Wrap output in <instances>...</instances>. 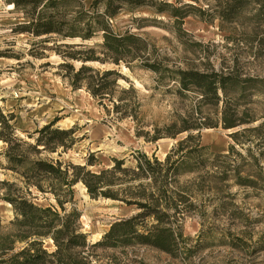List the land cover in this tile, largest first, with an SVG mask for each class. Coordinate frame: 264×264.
<instances>
[{"label": "trees", "instance_id": "trees-1", "mask_svg": "<svg viewBox=\"0 0 264 264\" xmlns=\"http://www.w3.org/2000/svg\"><path fill=\"white\" fill-rule=\"evenodd\" d=\"M4 2L25 19L11 31L46 35L32 43L30 55L54 52L61 60L56 73L73 90L88 92L110 119L132 121L136 137L175 142L163 159L137 150L129 163L115 156L102 163L96 150L74 163L60 158L77 141L74 126L62 128L54 118L22 137L13 112L0 109L1 168L13 176L0 180V199L13 213L10 230L0 234V264H145L133 256L136 247L164 253L167 264H264V214L252 216L227 192L232 185L264 187V0H213L206 8L197 0ZM146 11L163 17L150 21L181 45L179 61L162 53L146 32L113 28L120 13ZM188 16L216 19L228 56L201 53L202 43L184 27ZM131 20L141 22L136 28L146 26L144 17ZM95 36L100 40L86 43ZM73 39L79 41H65ZM35 46L41 51L34 52ZM121 65L132 74L150 72L147 89L199 98L166 122H146L139 90L119 72ZM204 106L210 115L201 116ZM217 127L230 130V142L225 151L208 152L201 130ZM77 184L92 199L115 200L134 212L91 241L74 204ZM39 197L52 202L39 203ZM186 218L199 224L193 236L184 233ZM258 225L262 229L253 233ZM219 247L229 250L216 260L212 252Z\"/></svg>", "mask_w": 264, "mask_h": 264}, {"label": "rangeland", "instance_id": "rangeland-1", "mask_svg": "<svg viewBox=\"0 0 264 264\" xmlns=\"http://www.w3.org/2000/svg\"><path fill=\"white\" fill-rule=\"evenodd\" d=\"M168 1L173 2L174 0ZM183 1L188 2L190 0ZM193 3L206 8L213 3V0H197L196 3ZM6 5L4 0H0V109L4 113L13 112L16 133L19 136L25 137L24 130L31 132L35 127L56 118V125L62 128L74 126V135L77 137L74 145L67 152L61 154L62 160L84 163L87 153L96 150H99L96 156L102 163H109L108 158L111 156L124 157L126 163H129L130 154L137 150L145 152L147 155L154 154L157 158L163 159L165 153L175 142L174 139L162 138L154 143L146 142L143 138L134 135V123L132 121L110 119L88 92L84 89L73 90L56 73V64L61 61L59 56L47 49L43 50L44 56L41 58L29 53L32 43L46 35L34 37L29 33L11 31L12 27L25 21V19L21 13L15 11L13 6L8 9ZM133 16L146 18V21L142 23L146 26L136 28L137 24L141 22L132 21ZM153 18L163 20L162 16H155L147 11L135 12L134 14L122 12L113 19L112 24L113 28L119 31L129 28L131 31L146 32L154 38L162 53H166L179 61L178 56L182 52L181 45L165 29L158 26L159 23L150 21ZM184 27L190 32L192 40L202 43L201 53L204 50L217 58L228 56L223 38L224 33L218 28L216 19L206 23L198 17L188 16L184 20ZM99 40L100 38L95 36L86 43L92 44ZM65 41L78 42L79 39ZM45 44L51 45L52 42L50 40ZM33 50L34 52L41 51L37 46L33 47ZM200 60V57L195 59L196 62ZM213 61L216 62L215 59ZM92 65L98 66L95 63ZM117 68L122 75L132 80L135 88L139 90V97L143 103L141 110L146 122L155 120L166 122L172 118L175 112L181 114L190 109L189 107L196 103L199 98L193 92H187V98L184 100L172 92L163 93L160 90L147 89L152 84L150 72L137 70L132 74L122 65ZM119 83L122 86L127 85V82L122 78L119 79ZM208 113V107L204 106L201 109V116H206ZM229 132L230 130H224L220 127L202 129V143L209 145L208 152L225 151L230 142ZM1 149L2 142L0 141ZM52 155L55 156L56 154ZM2 163L3 159L0 157V180H13L11 172L1 168ZM95 168L92 167V169ZM227 192L234 194L235 202L252 216L259 217L264 214V187L252 190L251 188L232 185L227 188ZM37 201L43 204L52 202V200L41 197ZM74 202L81 213L80 225L82 230L88 234L91 241L99 239L112 221L129 216L134 212L132 207H127L115 200L90 198L81 184L75 186ZM7 203L0 199V234L9 231L11 228L9 222L13 218V213L10 204ZM223 221L224 224L229 222L228 219H223ZM262 227L263 225H258L252 232L261 230ZM183 229L185 234L193 236L197 233L199 224L196 219L186 218ZM228 250L225 247L216 248L212 252V256L218 260L221 258L219 253L224 255ZM133 253L134 257L141 259L145 264L168 263V257L164 253L151 248L136 247ZM262 257H264V253L259 259Z\"/></svg>", "mask_w": 264, "mask_h": 264}, {"label": "bare ground", "instance_id": "bare-ground-1", "mask_svg": "<svg viewBox=\"0 0 264 264\" xmlns=\"http://www.w3.org/2000/svg\"><path fill=\"white\" fill-rule=\"evenodd\" d=\"M6 8L11 9V8H12V5H11V4H7V5H6ZM8 205H9V204H8Z\"/></svg>", "mask_w": 264, "mask_h": 264}, {"label": "crops", "instance_id": "crops-1", "mask_svg": "<svg viewBox=\"0 0 264 264\" xmlns=\"http://www.w3.org/2000/svg\"><path fill=\"white\" fill-rule=\"evenodd\" d=\"M34 127H35V125H34Z\"/></svg>", "mask_w": 264, "mask_h": 264}]
</instances>
